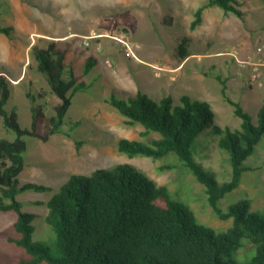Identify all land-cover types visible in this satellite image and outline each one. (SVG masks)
<instances>
[{
  "label": "rangeland",
  "instance_id": "374dc122",
  "mask_svg": "<svg viewBox=\"0 0 264 264\" xmlns=\"http://www.w3.org/2000/svg\"><path fill=\"white\" fill-rule=\"evenodd\" d=\"M205 0H0L4 14L3 26L13 27L12 36L0 32V75L8 72L14 85L8 109L17 107L19 123L32 126V99L27 96L45 92L48 114L55 113L54 106L60 98L51 91L46 76L37 70L32 53L34 44L46 45L56 41L66 49L67 61L72 64L81 80L94 82L87 91L79 92L73 100L61 134H72L65 155L60 158L69 173L91 174L98 168L113 169L122 163L134 164L157 183L165 185L174 199L189 206L198 221L216 232L227 230L232 218L221 219L208 200L206 186L171 153L163 158L129 156L118 148L121 138L147 140L142 125H130L127 118L108 102L112 93L121 97L136 95L139 91L155 98L172 95L179 101L183 94L211 103L216 112L215 122L223 127L241 128L242 118L234 106L223 96L226 80L227 93L248 110L255 122L264 105V80L252 78L255 67L264 73V0H240L244 18L226 13L221 7L206 10L203 22L191 29L195 9ZM168 14L172 18L168 22ZM184 35L192 38V54L185 60L177 56V45ZM125 38L133 46L137 57L115 38ZM89 42V43H86ZM94 59V66L85 73V64ZM18 83V84H17ZM41 101V100H39ZM75 123H80L75 126ZM38 131L44 133L42 125ZM0 134L14 140L15 132H8L0 117ZM74 137L83 140L78 149ZM28 149L25 153L28 169H45L41 162L32 166L28 151L39 139L25 136ZM43 141V140H42ZM220 136L207 128L195 143V156L216 174L220 183L231 180L233 165L229 151L219 145ZM63 158H66L63 160ZM35 159V158H34ZM40 159V158H36ZM39 161V160H37ZM163 165L171 168L162 169ZM245 165L238 188L228 193L218 203L227 211L229 206L243 198H251L252 210L264 211V137ZM31 172L32 178L42 174ZM68 172V171H67ZM23 173L20 180L28 179ZM37 177V178H36ZM44 179L51 191H26L18 195L23 211L44 214L47 202L66 181ZM24 183V182H23ZM42 216L34 220L33 238L38 242L54 243L56 234ZM18 219L15 210L0 211V261L18 264L24 250L9 241L14 235L12 227ZM6 232V233H3ZM254 245L245 238L236 253L241 262L254 255ZM47 264V263H43Z\"/></svg>",
  "mask_w": 264,
  "mask_h": 264
},
{
  "label": "trees",
  "instance_id": "16d2710c",
  "mask_svg": "<svg viewBox=\"0 0 264 264\" xmlns=\"http://www.w3.org/2000/svg\"><path fill=\"white\" fill-rule=\"evenodd\" d=\"M240 5V0H205L195 9L191 29L195 30L203 22L205 10L213 6L244 18ZM3 14L0 3V20ZM167 21H172L169 14ZM12 31L11 25L0 24L1 33L12 36ZM191 43L189 35L179 41L177 56L180 60L192 54ZM32 53L37 70L46 76L60 102L54 106L55 113L48 114V102L43 101L47 94L28 91L33 121L31 128L23 127L18 120L17 107L8 109L14 84L8 72L1 71L0 117L4 128L15 132L16 138L11 140L0 135V211L18 212L12 227L15 234L9 237L10 242L24 250L18 264H264V211L252 210L251 198L237 201L227 211L218 208L219 201L240 186L249 169L245 162L264 137V105L255 122L252 114L228 95L226 80L220 75L223 96L242 118L241 128L217 124L211 103L189 94H183L176 101L172 95L158 99L141 91L126 98L112 93L108 102L127 118L128 124L142 125L144 134L149 136L147 140L121 138L119 150L131 157L144 155L155 159L175 154L206 186L209 203L218 216L232 218L227 230L216 232L200 223L194 211L174 199L165 185L131 163L118 164L113 169L98 168L91 174L73 173L45 202L46 213L23 211L19 194L53 189L45 184L20 182L28 149L25 136L47 141L61 133L74 97L94 84L76 75L67 61L66 49L56 41L50 40L46 45L36 43ZM92 66L94 59L89 58L85 64L86 74ZM39 125L43 126L44 133L38 131ZM207 128L220 136V147L230 153L233 176L224 183L195 156V143ZM65 134L73 137L69 132ZM74 140L80 149L83 140L76 137ZM171 167L163 165L161 168ZM37 215L53 227L54 243L34 240ZM245 238L251 240L255 252L250 260L241 262L236 253Z\"/></svg>",
  "mask_w": 264,
  "mask_h": 264
},
{
  "label": "crops",
  "instance_id": "0c3cea01",
  "mask_svg": "<svg viewBox=\"0 0 264 264\" xmlns=\"http://www.w3.org/2000/svg\"><path fill=\"white\" fill-rule=\"evenodd\" d=\"M210 8H212V7H210ZM206 10H205V12H206ZM205 12H204V14H205ZM16 86L17 85H14L13 89H15ZM36 139H39V142L41 144L35 145L33 148H31L28 151V155L30 157H33L36 155L34 157L35 159L33 158L32 159L33 161H29V162H31L33 164L32 166H38V164L41 162V164H44L45 169L42 168V170L40 171L39 168L33 167V168L27 170L28 169V163L26 161V166H25L24 170L21 172V174L23 173V175L26 174V176L28 175L30 177H27L28 178V179H26L27 181H23V182L24 183H27V182L38 183L44 179H53L54 181H59V179L61 177H62V179L65 177V172L67 173V179L65 182H67L70 179L73 172L69 173L68 166L64 162H62V160H60V158L65 155V147L69 145V141L71 140V138H69L68 136H66L64 134L56 133V134L52 135L50 137V139L47 141H42V139H40V138H36ZM36 158H40V159H36ZM65 159L66 158H63V160H65ZM37 160H39V161H37ZM38 171H40V173L42 174V177L41 178L39 177L38 179L32 178L30 173L31 172H38ZM20 175H19V180H20ZM20 182L22 184H24L21 180H20Z\"/></svg>",
  "mask_w": 264,
  "mask_h": 264
},
{
  "label": "built area",
  "instance_id": "2783aa9c",
  "mask_svg": "<svg viewBox=\"0 0 264 264\" xmlns=\"http://www.w3.org/2000/svg\"><path fill=\"white\" fill-rule=\"evenodd\" d=\"M116 39H118L119 41L123 42L127 47H128V50L130 51L131 55H133L134 57L138 58L137 57V54L135 53V50L133 48V46L129 43V41H127L125 38H122V37H119V36H115ZM86 43H89V42H86ZM255 72L253 73V76L252 78L254 80H258L260 81L261 83L263 82L264 80V73L260 72L259 70V67H255Z\"/></svg>",
  "mask_w": 264,
  "mask_h": 264
}]
</instances>
